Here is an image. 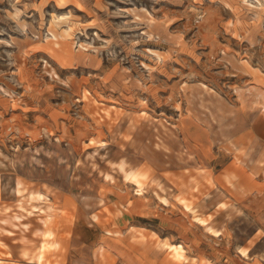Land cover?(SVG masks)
Segmentation results:
<instances>
[{
    "label": "rangeland",
    "instance_id": "374dc122",
    "mask_svg": "<svg viewBox=\"0 0 264 264\" xmlns=\"http://www.w3.org/2000/svg\"><path fill=\"white\" fill-rule=\"evenodd\" d=\"M250 2L259 20L242 0H0V219L29 229L0 221V264H37L40 228L57 242L40 264H178L158 240L188 264H264V7ZM63 14L75 68L44 49ZM13 115L40 135L5 132ZM123 159L146 174L142 197ZM17 178L51 200L47 225L19 209Z\"/></svg>",
    "mask_w": 264,
    "mask_h": 264
},
{
    "label": "bare ground",
    "instance_id": "6f19581e",
    "mask_svg": "<svg viewBox=\"0 0 264 264\" xmlns=\"http://www.w3.org/2000/svg\"><path fill=\"white\" fill-rule=\"evenodd\" d=\"M57 1L59 5H62V3L65 2V0H57ZM247 1L248 0H242V3H245V6H247L249 10H252L256 14L257 20H259L260 12L263 11V9H259L258 6L253 5L251 2L246 3ZM258 2L260 6L264 7V4L260 0H258ZM77 5L79 7H83L81 3L77 2ZM69 17L70 15H67V14H63L61 16L60 15L53 16V23L57 27H60V24H62L63 22H68V23H66L65 25L66 27H63V29H61L60 32L50 30L49 31L50 36L45 39L47 44L44 45V49L46 50L47 55H49L51 58L56 59L61 69L75 68L76 67L75 63L78 62V60L81 58V55L79 54L76 55L73 52L74 44H77V42L73 40V36L75 34L76 28H75L74 23L72 22L69 23V20H68ZM80 46L84 48V45L82 43H80ZM158 56L161 58L160 54H158ZM49 72L51 73L53 77L57 79H61L58 73V70L52 65H51ZM86 94H88V92L85 91L83 95L85 98H87ZM47 127H48V131L50 133H53L52 127L50 125ZM2 128H4L5 132H8V130L11 129L21 134H28L31 140H35L37 136L40 135V126L38 124L32 126V128L27 127L15 115H13L12 117L8 118V120L3 122ZM66 129L67 127L65 128L63 126L64 134H66L67 132ZM90 140L94 145L98 147H102L105 144V142L100 139L91 138ZM126 164H127V161L123 159L120 162H117V168L119 171L122 172V177L124 181H127L136 187L135 189L136 195H138V197H142L146 189L145 179L147 176L145 173L141 172L140 170L138 171L135 168L127 167ZM238 169L239 170H237L236 168L237 174L241 175V174L246 173L245 169L241 167ZM106 177L107 178L110 177V179H112V176L109 174H107ZM14 186H15L14 193L19 202L18 204L19 209H22L24 211L26 210L28 214H32L35 212H37L38 214L45 213V215L40 216L39 219L41 220V223L43 225H47V223L50 222L53 218V214L51 213L53 205L52 204L49 205L51 200L48 198L47 194L41 192L40 189L38 190L36 188L31 187L26 181H23L21 178L16 179ZM158 196L162 204L164 205L168 204V200L166 197L160 196V195ZM128 202H129L128 205L134 209L140 207V204H141L139 200H133V201L129 200ZM180 202L183 206V209L190 212L192 221L204 226L205 230L211 236H220L221 234L220 231L210 224L209 216L204 217L200 215L199 213H197V211L194 210V208L190 205V203H188V201L184 198L181 199ZM40 203H46V208L50 209L49 213L46 211L47 210L46 208H43L40 206ZM23 216L24 215L22 214L15 213V214H11L10 216L11 218H13L14 221L11 220L10 218H1L0 221L5 222V223H10V225L14 227H18L19 229H21V231L25 232L26 230H29V229H28L27 222L22 223L21 219L23 218ZM94 217L97 220L98 216H94ZM179 221L181 220L179 219ZM0 230L2 232H8V233L13 232L12 230L10 231L2 226H0ZM39 231L41 235L40 242H39L40 245L37 249L35 256L32 257L34 259V262L37 264L47 261V258L45 257L46 253L54 249V246L57 245V242L52 241L55 235V232H53V230L49 228H46V229L40 228ZM107 233L109 234L110 232L107 231ZM114 233L117 234L118 231ZM157 242H158V246L161 249H165L168 252L169 256L176 263L188 264V262L192 260L189 257V255L186 253V249L184 248L182 244L172 243V242L168 243L167 241H164V240L163 241L158 240ZM241 252L243 254L247 253L245 249L241 250ZM24 255H26V253H24ZM192 261H194V259Z\"/></svg>",
    "mask_w": 264,
    "mask_h": 264
}]
</instances>
